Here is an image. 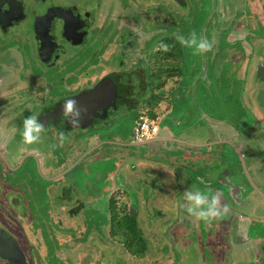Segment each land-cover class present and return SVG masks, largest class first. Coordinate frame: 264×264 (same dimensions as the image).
I'll use <instances>...</instances> for the list:
<instances>
[{"label":"flooded vegetation","instance_id":"flooded-vegetation-1","mask_svg":"<svg viewBox=\"0 0 264 264\" xmlns=\"http://www.w3.org/2000/svg\"><path fill=\"white\" fill-rule=\"evenodd\" d=\"M0 264H264V0H0Z\"/></svg>","mask_w":264,"mask_h":264},{"label":"clouds","instance_id":"clouds-1","mask_svg":"<svg viewBox=\"0 0 264 264\" xmlns=\"http://www.w3.org/2000/svg\"><path fill=\"white\" fill-rule=\"evenodd\" d=\"M178 43L182 47L193 49L194 55H202L211 50V43L206 39H199L198 41L193 37L185 41L182 36L176 37ZM162 51L168 50V45L161 43L159 45ZM76 101L72 98H67L62 104V115L65 118L69 127L80 126V112L75 108ZM43 131V125L39 122L36 116H26L22 121L21 137L25 145H32L40 142V134ZM60 142L64 140V134L60 133L58 136ZM181 199L184 202V210L187 214L193 217L196 221L204 223L211 222L213 218L219 219L224 211L225 206L221 205L215 192L211 189L207 191L201 189H186L182 193Z\"/></svg>","mask_w":264,"mask_h":264},{"label":"built area","instance_id":"built-area-1","mask_svg":"<svg viewBox=\"0 0 264 264\" xmlns=\"http://www.w3.org/2000/svg\"><path fill=\"white\" fill-rule=\"evenodd\" d=\"M153 130L154 127H151V123L146 118L141 117L135 127L134 137L136 139H144L150 136Z\"/></svg>","mask_w":264,"mask_h":264},{"label":"rangeland","instance_id":"rangeland-1","mask_svg":"<svg viewBox=\"0 0 264 264\" xmlns=\"http://www.w3.org/2000/svg\"><path fill=\"white\" fill-rule=\"evenodd\" d=\"M206 1H207V0H206ZM205 4H206V2H205ZM199 8H200V7H199ZM199 8H197V10H198ZM191 255H192V254H191ZM192 256H193V255H192ZM192 256H189V257L193 259L194 256H193V257H192ZM194 258H195V257H194Z\"/></svg>","mask_w":264,"mask_h":264}]
</instances>
